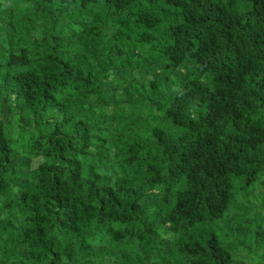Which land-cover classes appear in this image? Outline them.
I'll list each match as a JSON object with an SVG mask.
<instances>
[{
    "label": "trees",
    "instance_id": "1",
    "mask_svg": "<svg viewBox=\"0 0 264 264\" xmlns=\"http://www.w3.org/2000/svg\"><path fill=\"white\" fill-rule=\"evenodd\" d=\"M0 264H264V0H0Z\"/></svg>",
    "mask_w": 264,
    "mask_h": 264
},
{
    "label": "rangeland",
    "instance_id": "2",
    "mask_svg": "<svg viewBox=\"0 0 264 264\" xmlns=\"http://www.w3.org/2000/svg\"><path fill=\"white\" fill-rule=\"evenodd\" d=\"M34 164V163H33Z\"/></svg>",
    "mask_w": 264,
    "mask_h": 264
}]
</instances>
